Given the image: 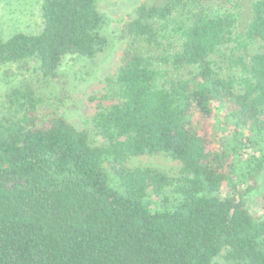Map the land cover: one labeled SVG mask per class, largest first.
I'll use <instances>...</instances> for the list:
<instances>
[{"label": "trees", "instance_id": "1", "mask_svg": "<svg viewBox=\"0 0 264 264\" xmlns=\"http://www.w3.org/2000/svg\"><path fill=\"white\" fill-rule=\"evenodd\" d=\"M251 5V6H250ZM153 0L127 21L90 97L105 144L44 89L108 47L98 0H43V29L4 38L36 74L0 109V264H264V0ZM83 78V75H79ZM164 155L177 174L130 166Z\"/></svg>", "mask_w": 264, "mask_h": 264}, {"label": "rangeland", "instance_id": "2", "mask_svg": "<svg viewBox=\"0 0 264 264\" xmlns=\"http://www.w3.org/2000/svg\"><path fill=\"white\" fill-rule=\"evenodd\" d=\"M151 1L153 0H98L100 11L104 16L102 31L108 39V47L94 60L68 56L60 68L68 79L65 90L60 85H52L44 89L48 96L62 99L61 114L76 128L88 132L90 140L95 145L105 144L106 140L98 134L90 121V117L95 112V103L90 100V97L102 91L104 79L116 72L121 64V58L127 46V40L121 36L125 23L135 16V11L141 4ZM251 1L246 0L245 20L249 16ZM42 3L43 0H0L2 36L7 39L20 32L26 34L41 32L43 29ZM79 75H83V78H79ZM35 77L33 69H23L16 63L1 65L0 106L11 89ZM129 165L155 166L172 175L177 174L181 167L179 161L164 155L133 157ZM250 199L254 209L264 207V171Z\"/></svg>", "mask_w": 264, "mask_h": 264}]
</instances>
